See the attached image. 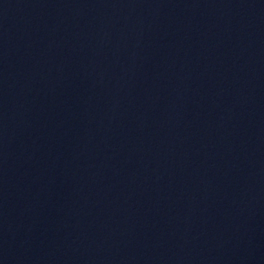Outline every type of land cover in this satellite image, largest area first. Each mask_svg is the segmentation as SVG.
Wrapping results in <instances>:
<instances>
[{"label":"water","instance_id":"obj_1","mask_svg":"<svg viewBox=\"0 0 264 264\" xmlns=\"http://www.w3.org/2000/svg\"><path fill=\"white\" fill-rule=\"evenodd\" d=\"M0 264H264V0H0Z\"/></svg>","mask_w":264,"mask_h":264}]
</instances>
